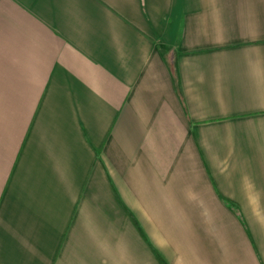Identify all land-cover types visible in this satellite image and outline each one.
<instances>
[{
	"label": "crops",
	"instance_id": "0c3cea01",
	"mask_svg": "<svg viewBox=\"0 0 264 264\" xmlns=\"http://www.w3.org/2000/svg\"><path fill=\"white\" fill-rule=\"evenodd\" d=\"M0 264H264V0H0Z\"/></svg>",
	"mask_w": 264,
	"mask_h": 264
}]
</instances>
